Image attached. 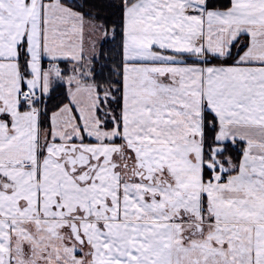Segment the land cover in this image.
Wrapping results in <instances>:
<instances>
[{
    "label": "snow or ice",
    "instance_id": "snow-or-ice-1",
    "mask_svg": "<svg viewBox=\"0 0 264 264\" xmlns=\"http://www.w3.org/2000/svg\"><path fill=\"white\" fill-rule=\"evenodd\" d=\"M0 264H264V0H0Z\"/></svg>",
    "mask_w": 264,
    "mask_h": 264
}]
</instances>
